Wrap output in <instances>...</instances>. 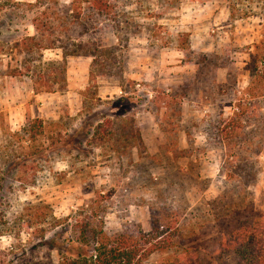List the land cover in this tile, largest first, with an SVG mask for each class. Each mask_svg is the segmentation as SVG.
I'll return each mask as SVG.
<instances>
[{
  "label": "rangeland",
  "instance_id": "1",
  "mask_svg": "<svg viewBox=\"0 0 264 264\" xmlns=\"http://www.w3.org/2000/svg\"><path fill=\"white\" fill-rule=\"evenodd\" d=\"M70 1L0 0V264H67L99 231L139 236L153 221L173 245L144 264L182 248L234 264L221 235L264 213V0H115L138 27L122 77L83 95L90 60L69 56L67 90L35 92L10 75L24 53L14 43ZM94 38L117 43L82 36ZM203 53L217 66L192 79Z\"/></svg>",
  "mask_w": 264,
  "mask_h": 264
},
{
  "label": "trees",
  "instance_id": "2",
  "mask_svg": "<svg viewBox=\"0 0 264 264\" xmlns=\"http://www.w3.org/2000/svg\"><path fill=\"white\" fill-rule=\"evenodd\" d=\"M115 8V0H71L62 6L60 14L55 17L47 16L45 12L39 13L31 20L36 34L14 43L15 47H19L18 52L24 53L19 66L13 67L10 75L29 76L35 92H62L66 89V57L89 56L88 83L83 95L89 93L94 97L98 78L122 77L121 49L127 47L129 35L138 31L133 22L121 21ZM90 27L96 32L111 31L117 43L106 45L99 38L82 39ZM130 27L134 29L127 31ZM54 48L60 50L61 58L44 59L43 50ZM216 58L215 54H201L194 61L197 76L192 79L202 75L208 63L215 68ZM175 88L182 89L181 93L171 92L170 97L182 98V85ZM161 94L164 95V91ZM129 125L137 124L131 121ZM184 131L187 133L186 128ZM135 136L140 139L138 133ZM255 215L251 220H241L235 229L220 237L222 252H232L234 264H264V213L256 212ZM161 230L158 222L153 221L151 231L139 236H111L99 231L89 249H83L67 264H144L154 251L167 250L173 245L170 231L162 235ZM186 252L185 248L175 251L159 264H203L199 256L192 257Z\"/></svg>",
  "mask_w": 264,
  "mask_h": 264
},
{
  "label": "crops",
  "instance_id": "3",
  "mask_svg": "<svg viewBox=\"0 0 264 264\" xmlns=\"http://www.w3.org/2000/svg\"><path fill=\"white\" fill-rule=\"evenodd\" d=\"M60 55H61V53H60ZM68 57H69V56L66 57V62H68ZM83 57H87V58H89V60L91 61V58H90L89 56H83ZM60 58H61V57H60ZM60 58H59V59H60ZM85 60H86V59H85ZM90 61H89V63L87 62V67H89V65H90ZM65 67H66V65H65ZM87 67H86V68H87ZM88 70H89V69H88ZM87 81H88V71H87ZM87 83H88V82H87ZM87 83H86V85H87ZM86 85H85V86H86ZM67 86H68V84H67V77H66V89H65L64 91L67 90ZM85 86H83V90H84ZM51 93H54V92H51Z\"/></svg>",
  "mask_w": 264,
  "mask_h": 264
}]
</instances>
